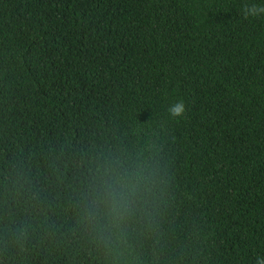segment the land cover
Returning a JSON list of instances; mask_svg holds the SVG:
<instances>
[{
  "label": "trees",
  "instance_id": "trees-1",
  "mask_svg": "<svg viewBox=\"0 0 264 264\" xmlns=\"http://www.w3.org/2000/svg\"><path fill=\"white\" fill-rule=\"evenodd\" d=\"M246 3L264 0H0V264H113L79 214L112 157L154 174L122 264L264 256V14Z\"/></svg>",
  "mask_w": 264,
  "mask_h": 264
},
{
  "label": "clouds",
  "instance_id": "clouds-1",
  "mask_svg": "<svg viewBox=\"0 0 264 264\" xmlns=\"http://www.w3.org/2000/svg\"><path fill=\"white\" fill-rule=\"evenodd\" d=\"M241 11L245 18L258 17L264 14V4L246 3ZM167 112L174 120L183 118L184 101L169 104ZM153 181V171L143 161L112 157L94 169L79 214L97 245L113 257V264H122L131 247V225L146 209ZM255 264H264V256H257Z\"/></svg>",
  "mask_w": 264,
  "mask_h": 264
}]
</instances>
